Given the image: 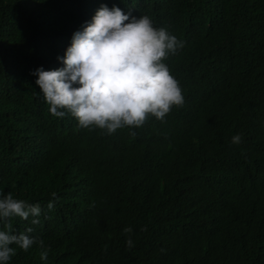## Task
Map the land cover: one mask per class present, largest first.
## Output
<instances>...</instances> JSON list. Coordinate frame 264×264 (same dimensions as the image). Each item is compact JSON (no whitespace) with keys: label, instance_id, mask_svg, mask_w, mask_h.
Listing matches in <instances>:
<instances>
[{"label":"trees","instance_id":"16d2710c","mask_svg":"<svg viewBox=\"0 0 264 264\" xmlns=\"http://www.w3.org/2000/svg\"><path fill=\"white\" fill-rule=\"evenodd\" d=\"M101 4L184 41L163 121L108 134L49 112L31 73L62 68ZM0 191L40 205L11 222L50 247L8 264H264V0H0Z\"/></svg>","mask_w":264,"mask_h":264},{"label":"clouds","instance_id":"9594fccd","mask_svg":"<svg viewBox=\"0 0 264 264\" xmlns=\"http://www.w3.org/2000/svg\"><path fill=\"white\" fill-rule=\"evenodd\" d=\"M183 47L184 41L166 28L154 27L147 15L137 18L115 5L101 4L91 21L72 34L64 55L57 57L63 67L49 71L39 67L31 74L53 116L71 114L81 128L112 134L125 127L139 128L150 116L163 121L174 106L184 105L179 81L164 63ZM231 142L241 143V136H233ZM54 207V201L47 205L49 211ZM41 214L39 204L0 191V264H8L17 248L27 252L33 245L41 249L40 259L47 260L50 247L30 235L34 229L16 233L11 222L15 217L32 218L37 225ZM123 231L129 234L125 243L130 249L132 229Z\"/></svg>","mask_w":264,"mask_h":264}]
</instances>
